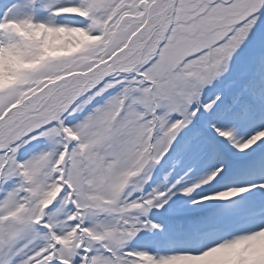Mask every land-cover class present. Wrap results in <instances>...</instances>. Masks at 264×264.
Here are the masks:
<instances>
[{
	"label": "snow or ice",
	"instance_id": "snow-or-ice-1",
	"mask_svg": "<svg viewBox=\"0 0 264 264\" xmlns=\"http://www.w3.org/2000/svg\"><path fill=\"white\" fill-rule=\"evenodd\" d=\"M0 264H264V0H0Z\"/></svg>",
	"mask_w": 264,
	"mask_h": 264
}]
</instances>
